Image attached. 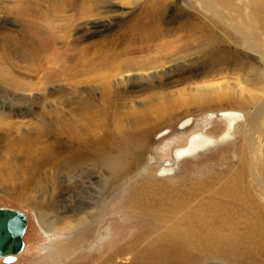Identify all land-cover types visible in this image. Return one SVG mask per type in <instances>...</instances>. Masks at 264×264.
I'll list each match as a JSON object with an SVG mask.
<instances>
[{
	"label": "rangeland",
	"instance_id": "374dc122",
	"mask_svg": "<svg viewBox=\"0 0 264 264\" xmlns=\"http://www.w3.org/2000/svg\"><path fill=\"white\" fill-rule=\"evenodd\" d=\"M254 3L0 0V206L28 216L11 264H50L51 246L79 234L81 251L55 264H145L125 249L189 226L186 257L146 264H264V192L250 167L264 116L247 126L254 137L244 129L173 158L192 135L223 131L221 111L245 113L243 128L264 105Z\"/></svg>",
	"mask_w": 264,
	"mask_h": 264
},
{
	"label": "bare ground",
	"instance_id": "6f19581e",
	"mask_svg": "<svg viewBox=\"0 0 264 264\" xmlns=\"http://www.w3.org/2000/svg\"><path fill=\"white\" fill-rule=\"evenodd\" d=\"M67 1L68 0H60V2H63L64 4L67 3ZM254 4L255 5H254V10H253L254 11L253 15H252V12H250V10L248 11L249 14L252 16V18L254 17L253 18L254 20L253 22H251L248 16L246 17V20L248 22V25L255 24L256 26L264 30V0H255ZM153 15L154 16L151 17L152 23L156 24V21H159L161 16L158 10L156 11L154 10ZM100 24L102 25V23ZM98 26L100 25L98 24ZM252 44L254 45V42H252ZM261 58L264 59V56L262 53H261ZM263 114H264V105L261 106L260 108H257L253 116L250 115L249 123L248 124L246 123L247 125L242 128L241 123H243V120L245 119V122L248 121L246 119L245 113L241 111H237V110L221 111V115L219 117L225 123L224 130L219 131V132L217 130V131H214V133L213 131H211L210 134H208L206 131L201 129L203 131H200L199 133L192 135L188 139L185 146L175 148V150L173 149L174 150L173 151L174 163H178V161H180L184 157L186 158L191 157L207 149L209 150V148L213 146H216L219 144L221 145L222 143L235 138L237 132H242L244 129H247V126L251 127L254 124L256 126L258 121L262 120L264 116ZM187 124L188 123L185 122L182 125V127L187 126ZM249 127L246 130V132L247 133L249 132V134L254 137L255 134L251 132V129ZM252 154L253 155L250 156V167H251V172H252L251 176H252V179L258 183V185L263 189L262 191L264 192V184H263V181H264V139H262V142H260V146H258V148H256L255 151L252 152ZM173 165L170 164V166H166V167L163 166L162 172L166 174H170V172L174 171L172 169ZM118 166H119V163H116L114 166L113 174L118 173L117 172ZM237 182L238 181H236V178H234V180L232 181L233 184L231 185L234 188H236V186L238 185ZM38 221H39V224L42 226V228L46 232H49L50 224L49 225L47 224L48 222L43 218V216H38ZM194 232L198 233L196 231V228H193V226L191 227L189 226L187 228L180 229V231L177 232L173 236L170 234H166V233L165 234L162 233L161 235H157V234H151L149 236L147 235L143 239V243L146 244V246H143L142 248H140L139 242H137L136 244L135 243L132 245L130 244V246H128L127 249L125 250L126 252L130 253V252H135V251L137 252L138 250L142 249L141 251H138V252H146L145 257L143 258V260H145L143 261V263L145 262V264L150 261L149 259H147L146 256L151 255V254L161 259L162 261L169 259V258L182 260L184 257L187 256L188 254L187 251H189L188 250L189 247L192 246L193 240L195 241V239L197 238V234H195ZM85 241L86 239L82 237L81 234L77 236L69 237L68 239H61L58 243H56V245L51 246L49 256L46 259V260H49L47 263H50V264H55L54 262L58 263L60 260L63 261V259L68 258L67 256L69 255V253H75V252L81 251ZM226 242H229V240ZM230 251L234 252L235 248L227 249V252H230ZM120 254L122 255V253ZM150 257L153 258L152 255Z\"/></svg>",
	"mask_w": 264,
	"mask_h": 264
},
{
	"label": "water",
	"instance_id": "95a60500",
	"mask_svg": "<svg viewBox=\"0 0 264 264\" xmlns=\"http://www.w3.org/2000/svg\"><path fill=\"white\" fill-rule=\"evenodd\" d=\"M28 230V216L18 209L0 206V260L6 264L16 262L23 253Z\"/></svg>",
	"mask_w": 264,
	"mask_h": 264
}]
</instances>
